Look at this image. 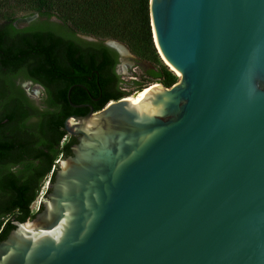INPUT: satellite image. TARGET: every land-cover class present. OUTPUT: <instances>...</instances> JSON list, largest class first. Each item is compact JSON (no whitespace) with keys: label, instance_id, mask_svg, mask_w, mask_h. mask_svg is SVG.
<instances>
[{"label":"water","instance_id":"95a60500","mask_svg":"<svg viewBox=\"0 0 264 264\" xmlns=\"http://www.w3.org/2000/svg\"><path fill=\"white\" fill-rule=\"evenodd\" d=\"M150 16L179 81L65 120L71 155L0 264H264V0Z\"/></svg>","mask_w":264,"mask_h":264},{"label":"trees","instance_id":"16d2710c","mask_svg":"<svg viewBox=\"0 0 264 264\" xmlns=\"http://www.w3.org/2000/svg\"><path fill=\"white\" fill-rule=\"evenodd\" d=\"M10 2L0 0V242L15 222L35 216L31 206L43 181L54 178L60 157L71 155L76 138L61 145L65 120L90 111L76 106L99 111L131 95L117 73L118 53L104 41L153 46L150 0H20L29 15H38L24 29L6 13ZM147 74L166 87L177 81L167 67ZM20 80L42 86V106Z\"/></svg>","mask_w":264,"mask_h":264},{"label":"rangeland","instance_id":"374dc122","mask_svg":"<svg viewBox=\"0 0 264 264\" xmlns=\"http://www.w3.org/2000/svg\"><path fill=\"white\" fill-rule=\"evenodd\" d=\"M9 1H11L10 5L7 6L6 9V13L8 15H12L16 18H22L28 15L30 10L23 9L22 8L23 5L21 3H18L20 0H9ZM152 34H153V29H152ZM121 44L125 45L130 52L129 57L127 59V63L123 62L124 67L120 66L118 69L120 76L124 81V85L122 89L126 91V93L134 94L135 92L140 91L143 88H149L154 84H160L166 87L163 83V80L152 79L147 74V71L151 69L160 70L162 69V67H167L177 77L176 83L179 81L178 74L173 69H171V67L166 65V63L162 59L155 43L154 34H153V46L151 45L137 46L135 43H132L130 45H126L124 43ZM24 86L26 91H28L30 96L33 98L35 104L37 106H42V102L44 99V90L42 88L32 87L31 85L25 84ZM69 140H70V135H67L63 139L61 145H64ZM62 158L63 157H60V159ZM50 179H51V174L43 181L40 193L36 201L31 206V212L33 215L38 214L40 211L41 201L46 196L49 190Z\"/></svg>","mask_w":264,"mask_h":264},{"label":"flooded vegetation","instance_id":"af4514ba","mask_svg":"<svg viewBox=\"0 0 264 264\" xmlns=\"http://www.w3.org/2000/svg\"><path fill=\"white\" fill-rule=\"evenodd\" d=\"M37 18H38V15H37V14H35V15H29V14H28V15H26V16L23 17V18H19L16 22H14V25L16 26L20 20L31 19L28 25H26V26H24V27H17L18 29H24V28L28 27V26L30 25V23L33 22L34 20H36ZM80 37H81L83 40L88 41V42H99V40H98L97 38H94V37H91V36L80 35ZM85 37H86V38H87V37H91V38H93V40H87ZM106 41H107V40H106ZM106 41H104V44H105ZM106 46H107V45H106ZM108 47H110V46H108ZM110 48H112V47H110ZM112 49H114V50L118 53L117 73L120 75L118 69H119L120 66L124 67V66H123V62H125V61H124V57H125V56H128V57H129V54H128L127 52L121 50V51H122V57H123V62H122V60H121V54L119 53V51H117L115 48H112ZM125 63H127V62H125ZM18 83H19V84L22 86V88L25 90L26 95L29 97V99H30L33 103H35L34 100H33V98L30 96L29 92L26 91L24 85L27 84V83H30V84H28V85H31L32 87H36L37 84H34V83L31 82V81H21V80H20ZM83 105H85L84 107H89V108H90L89 105H86V104H83ZM82 108H83V107H82Z\"/></svg>","mask_w":264,"mask_h":264},{"label":"bare ground","instance_id":"6f19581e","mask_svg":"<svg viewBox=\"0 0 264 264\" xmlns=\"http://www.w3.org/2000/svg\"><path fill=\"white\" fill-rule=\"evenodd\" d=\"M153 33H154V31H153ZM154 39H155V36H154ZM155 43H156V40H155ZM156 46H157V48H158L157 43H156ZM117 48L119 49V51L121 52V54H122V51H125V52L128 53V51H127L126 49H124V47H122V46H120V45H117ZM121 50H122V51H121ZM158 50H159V48H158ZM159 53H160L162 59L164 60V62L166 63V65H168L167 62L165 61V59L163 58V56H162L160 50H159ZM128 54H129V53H128ZM127 59H128V56H125V57H124V61L127 62ZM122 62H123V57H122ZM168 66H169V65H168ZM169 67H170V66H169ZM171 69H173V68H171ZM173 70H174V69H173ZM153 86L161 87V88H162V85H160V84H156V85H155V84H154V85H152V86L149 87V88H144V89H142V90H140V91L135 92L134 94H131L130 96H127L126 99H128V100H130V101H132V102H136V101L139 100V98L141 97V95H143L144 93H146V92H147L150 88H152Z\"/></svg>","mask_w":264,"mask_h":264}]
</instances>
